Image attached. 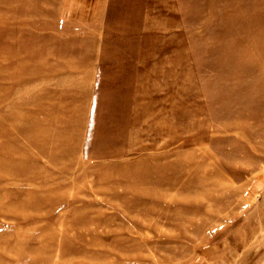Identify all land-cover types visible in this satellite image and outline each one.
Returning a JSON list of instances; mask_svg holds the SVG:
<instances>
[{"label": "rangeland", "instance_id": "obj_1", "mask_svg": "<svg viewBox=\"0 0 264 264\" xmlns=\"http://www.w3.org/2000/svg\"><path fill=\"white\" fill-rule=\"evenodd\" d=\"M0 264H264V0H0Z\"/></svg>", "mask_w": 264, "mask_h": 264}]
</instances>
